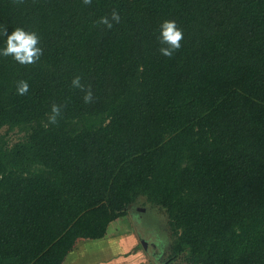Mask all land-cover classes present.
I'll return each instance as SVG.
<instances>
[{
  "label": "trees",
  "instance_id": "trees-1",
  "mask_svg": "<svg viewBox=\"0 0 264 264\" xmlns=\"http://www.w3.org/2000/svg\"><path fill=\"white\" fill-rule=\"evenodd\" d=\"M16 28L40 52L0 55V264H63L140 196L166 264H264V0H0V48Z\"/></svg>",
  "mask_w": 264,
  "mask_h": 264
},
{
  "label": "rangeland",
  "instance_id": "rangeland-1",
  "mask_svg": "<svg viewBox=\"0 0 264 264\" xmlns=\"http://www.w3.org/2000/svg\"><path fill=\"white\" fill-rule=\"evenodd\" d=\"M4 130L1 129L0 132ZM21 136L10 132L8 138L16 141ZM106 235L104 238L80 239L76 247L67 254V258L79 251L82 252L79 264H101L111 257L113 264H129L125 261L128 260L125 256L131 257V252L136 253L134 258L135 261L139 259V264H165L169 258L173 235L167 215L164 209L150 204L143 196L129 205L125 215L108 223ZM140 239L145 241L146 249ZM169 264L188 263L179 258Z\"/></svg>",
  "mask_w": 264,
  "mask_h": 264
},
{
  "label": "clouds",
  "instance_id": "clouds-1",
  "mask_svg": "<svg viewBox=\"0 0 264 264\" xmlns=\"http://www.w3.org/2000/svg\"><path fill=\"white\" fill-rule=\"evenodd\" d=\"M88 2H90V0H85V3ZM112 18L113 20H119V16L115 11L112 13ZM102 22L107 24L108 27H111V24L106 18L103 19ZM181 39L182 33L176 28L174 22L165 21L161 25V42L168 45L166 48H161V52L164 55L170 56L175 49L179 48ZM36 44L37 37L34 33L25 32L20 28H16L6 36L5 46L0 48V55L7 56L11 54L13 58L20 63L31 62L40 52V49L35 46ZM73 84L79 86V79H74ZM17 91L18 94H24L27 91V84L21 82ZM90 96V93L85 95L84 99L86 102L90 99ZM52 112L58 114L59 109L54 106ZM50 120L55 122V115L50 117Z\"/></svg>",
  "mask_w": 264,
  "mask_h": 264
},
{
  "label": "crops",
  "instance_id": "crops-1",
  "mask_svg": "<svg viewBox=\"0 0 264 264\" xmlns=\"http://www.w3.org/2000/svg\"><path fill=\"white\" fill-rule=\"evenodd\" d=\"M105 236H107L106 234H105ZM104 236V237H105ZM103 237V238H104ZM133 237H134V235H133ZM80 241V239H78L77 240V242H79ZM77 242H76V244L74 245V247L72 248V249H74L75 247H76V245H77ZM131 248H132V246H130ZM77 249V248H76ZM81 254H82V252L81 251H79V253H74V255L71 257V258H67L68 256H66V258H65V260H64V262H63V264H79V258L81 257ZM136 255V253H130V256L131 257H128V256H125V257H127L128 258V260H125L126 262H128L129 264H139L138 263V260L137 261H135V258H134V256ZM137 256V255H136ZM113 257H111V258H109L108 260H106V261H104L103 263H101V264H113L114 262H113V259H112ZM125 263V262H124ZM115 264H118V263H115Z\"/></svg>",
  "mask_w": 264,
  "mask_h": 264
},
{
  "label": "flooded vegetation",
  "instance_id": "flooded-vegetation-1",
  "mask_svg": "<svg viewBox=\"0 0 264 264\" xmlns=\"http://www.w3.org/2000/svg\"><path fill=\"white\" fill-rule=\"evenodd\" d=\"M140 241H141V243H143V242H142V241H143L142 239H140ZM144 245H145V244H144ZM152 245L155 246L154 244H152ZM144 249H146L145 246H144ZM165 264H166V263H165Z\"/></svg>",
  "mask_w": 264,
  "mask_h": 264
},
{
  "label": "water",
  "instance_id": "water-1",
  "mask_svg": "<svg viewBox=\"0 0 264 264\" xmlns=\"http://www.w3.org/2000/svg\"><path fill=\"white\" fill-rule=\"evenodd\" d=\"M142 242H143V244H144L145 241H142ZM144 246H145V245H144Z\"/></svg>",
  "mask_w": 264,
  "mask_h": 264
}]
</instances>
